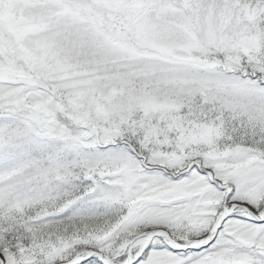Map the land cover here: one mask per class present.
<instances>
[{
	"label": "snow or ice",
	"instance_id": "6c2138e0",
	"mask_svg": "<svg viewBox=\"0 0 264 264\" xmlns=\"http://www.w3.org/2000/svg\"><path fill=\"white\" fill-rule=\"evenodd\" d=\"M0 264H264V0H0Z\"/></svg>",
	"mask_w": 264,
	"mask_h": 264
}]
</instances>
